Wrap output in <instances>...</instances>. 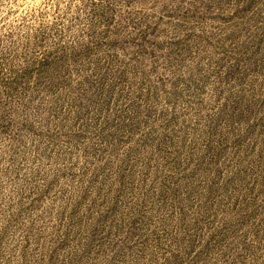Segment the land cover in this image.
I'll use <instances>...</instances> for the list:
<instances>
[{"label": "rangeland", "instance_id": "1", "mask_svg": "<svg viewBox=\"0 0 264 264\" xmlns=\"http://www.w3.org/2000/svg\"><path fill=\"white\" fill-rule=\"evenodd\" d=\"M0 264H264V0H0Z\"/></svg>", "mask_w": 264, "mask_h": 264}]
</instances>
